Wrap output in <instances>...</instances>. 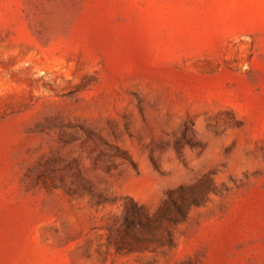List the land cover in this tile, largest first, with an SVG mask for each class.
<instances>
[{
	"label": "rangeland",
	"instance_id": "rangeland-1",
	"mask_svg": "<svg viewBox=\"0 0 264 264\" xmlns=\"http://www.w3.org/2000/svg\"><path fill=\"white\" fill-rule=\"evenodd\" d=\"M0 264H264V0H0Z\"/></svg>",
	"mask_w": 264,
	"mask_h": 264
}]
</instances>
